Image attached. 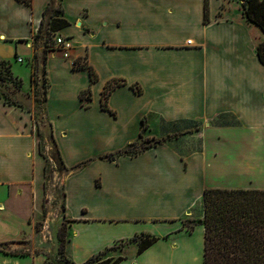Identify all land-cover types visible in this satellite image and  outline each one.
<instances>
[{
	"label": "crops",
	"instance_id": "0c3cea01",
	"mask_svg": "<svg viewBox=\"0 0 264 264\" xmlns=\"http://www.w3.org/2000/svg\"><path fill=\"white\" fill-rule=\"evenodd\" d=\"M209 1L206 23L205 0H0V61L14 74L11 60L45 56L74 262L105 251L118 264H204V190L264 189V32L244 17V0ZM56 17L67 23L53 35L74 42L68 57L44 44ZM116 79L125 83L105 109ZM29 115L0 98V242L31 238L41 213L46 159ZM141 134L157 142L121 152ZM138 235L157 239L142 252L138 242L109 250Z\"/></svg>",
	"mask_w": 264,
	"mask_h": 264
},
{
	"label": "trees",
	"instance_id": "16d2710c",
	"mask_svg": "<svg viewBox=\"0 0 264 264\" xmlns=\"http://www.w3.org/2000/svg\"><path fill=\"white\" fill-rule=\"evenodd\" d=\"M23 1L31 3L32 0ZM242 9L244 17L264 32V0H244ZM48 10H51V8ZM204 10V20L208 23L210 21L209 0H205ZM54 12L58 15L61 9L57 7ZM66 23L67 21L63 18L56 17L53 19L52 28L47 31V39L58 31L59 28H54V25L58 27V25L63 26ZM43 32L42 25L37 37ZM256 52L259 60L264 64V40L258 44ZM0 62L8 65V69L11 71L10 63ZM74 67L89 66L83 58H78L74 62ZM89 68L91 80L96 81L97 74L91 67ZM124 83V81L116 79L107 84L102 94V106L105 109H108L107 99L112 89ZM136 91L141 92L142 89L136 87ZM142 121L144 120L142 119ZM140 137H142V134ZM136 144V142L130 144L128 148L121 152L134 153L132 148ZM113 156L114 153H107L101 157L112 158ZM50 159L56 164L59 171L67 170L58 148L56 154L51 155ZM203 203L204 216L200 221L205 227L204 264H264V189L206 188ZM193 226H189V229H192ZM156 239L155 236L138 235L129 240L116 243L109 250H116L129 242H138V252H142L152 245ZM67 240V228L62 227L58 248L60 258L53 259L45 254V264H78L66 254ZM6 245L7 242H0V251L16 256L31 254L30 251L23 249L11 251ZM35 252L42 253L40 251ZM104 255L105 251L100 252L79 264H92L93 262H97L96 264H118L121 260V258L114 261L104 259Z\"/></svg>",
	"mask_w": 264,
	"mask_h": 264
},
{
	"label": "rangeland",
	"instance_id": "374dc122",
	"mask_svg": "<svg viewBox=\"0 0 264 264\" xmlns=\"http://www.w3.org/2000/svg\"><path fill=\"white\" fill-rule=\"evenodd\" d=\"M223 11L226 9L224 5ZM55 13V12H54ZM59 15V13H58ZM259 30V28H257ZM55 36L44 40V44H55ZM44 54L39 55L34 61L24 62L11 60L14 75L8 65L0 62V98L5 104L18 105L29 112L32 128L37 137L40 154L46 159L44 178L41 183V213L34 215V233L31 238H16L12 242L6 241V247L11 251L29 250L40 251L53 259L60 258L58 248L60 244L61 228H67L69 220L65 215V191L63 178L66 170L59 171L56 164L50 159L56 154L57 145L52 134V124L46 113L47 84L44 75ZM32 77V78H31ZM86 97V96H85ZM132 152L141 151L156 143L152 137L142 134L136 142ZM41 146V147H40ZM196 220H186V226L195 225ZM1 241V240H0ZM7 264H32L30 257L5 256L0 253V261ZM93 262L92 264H96Z\"/></svg>",
	"mask_w": 264,
	"mask_h": 264
},
{
	"label": "built area",
	"instance_id": "2783aa9c",
	"mask_svg": "<svg viewBox=\"0 0 264 264\" xmlns=\"http://www.w3.org/2000/svg\"><path fill=\"white\" fill-rule=\"evenodd\" d=\"M188 42L191 43V40ZM55 43L58 46V48L62 51L64 56L66 57L70 56V52L74 48V42L71 37H67L64 35H57L55 38ZM17 60L21 62L22 58L18 57Z\"/></svg>",
	"mask_w": 264,
	"mask_h": 264
}]
</instances>
